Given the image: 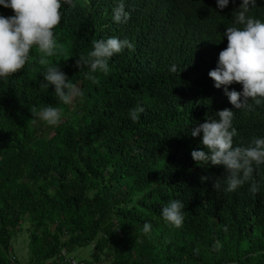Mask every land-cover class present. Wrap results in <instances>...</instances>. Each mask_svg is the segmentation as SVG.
I'll return each instance as SVG.
<instances>
[{
    "label": "trees",
    "instance_id": "1",
    "mask_svg": "<svg viewBox=\"0 0 264 264\" xmlns=\"http://www.w3.org/2000/svg\"><path fill=\"white\" fill-rule=\"evenodd\" d=\"M118 2L63 7L57 54L43 57L33 48L25 67L0 81V264H19L11 241L24 222L25 264H66L55 262L61 251L89 245L99 264H264V164L254 166L255 194L251 181L225 192L212 188L223 169L190 157L202 149L200 136L189 135L194 123L232 109L207 73L226 47L223 31L233 26L239 0L223 10L215 0H123L129 19L114 23ZM257 6L252 14L264 20V0ZM12 14L0 8V15ZM110 36L134 50L111 57L107 74L76 67L77 57ZM53 63L82 92L70 104L59 102L51 85L41 87ZM44 106L60 110L58 125L32 116ZM137 106L144 111L132 122ZM232 126L233 146L264 137V103L233 109ZM173 199L184 202L179 228L160 216Z\"/></svg>",
    "mask_w": 264,
    "mask_h": 264
},
{
    "label": "clouds",
    "instance_id": "2",
    "mask_svg": "<svg viewBox=\"0 0 264 264\" xmlns=\"http://www.w3.org/2000/svg\"><path fill=\"white\" fill-rule=\"evenodd\" d=\"M230 0H215L216 9L223 10ZM236 0H232L235 3ZM75 0H0V8L11 9L12 15H0V81L22 70L29 60L31 49L35 48L43 57L55 56L59 43L55 39L54 29L61 22L62 8L74 7ZM257 0H239L238 7L232 12L233 26L226 27L223 36L226 47L217 56L216 66L207 75L213 81V87L221 89L232 109H222L216 118L209 117L202 123H194L189 135L200 136L202 149L190 152L193 162L200 167L219 166L223 169V181L214 179L212 188L232 192L249 184V191L255 194L259 182L253 180L254 166L264 164V137L254 138L248 146H233L232 138L236 135L233 128V109H240L251 100L256 105L264 103V20L252 14ZM111 19L114 23H124L129 19L123 0H119L112 9ZM134 50V45L127 39L110 36L97 39L86 56L75 60L78 69L87 66L91 73L109 72V60L122 50ZM41 64L47 61L41 59ZM175 72V65L169 69ZM93 84L97 83L95 75L85 74ZM41 87H53L55 97L67 105L82 92L70 84L63 71L54 63L42 73ZM238 83L241 90H229V85ZM143 106L130 110L129 117L136 122ZM34 118L48 126H56L62 116L58 108L44 106L33 108ZM201 181L208 177L201 176ZM223 184V187H222ZM184 202L180 199L170 200L162 207L160 216L164 222L174 228L182 226ZM151 225L145 222L142 232L147 235ZM226 226H225V229ZM218 247V245H217Z\"/></svg>",
    "mask_w": 264,
    "mask_h": 264
},
{
    "label": "rangeland",
    "instance_id": "3",
    "mask_svg": "<svg viewBox=\"0 0 264 264\" xmlns=\"http://www.w3.org/2000/svg\"><path fill=\"white\" fill-rule=\"evenodd\" d=\"M28 236L26 235V223L21 226L20 232L12 239V249L20 260H24L26 252L24 247L27 244ZM98 256L96 250L91 246L75 249L71 253H67V257L73 258L76 262L91 263L95 262V258ZM102 256L100 257V259ZM100 262V261H99ZM101 264H107L106 260L100 262Z\"/></svg>",
    "mask_w": 264,
    "mask_h": 264
},
{
    "label": "built area",
    "instance_id": "4",
    "mask_svg": "<svg viewBox=\"0 0 264 264\" xmlns=\"http://www.w3.org/2000/svg\"><path fill=\"white\" fill-rule=\"evenodd\" d=\"M55 262L56 263H66V264H87V263H83V262H76L73 258L67 257V253L64 251H61L60 253V258H55ZM91 264H99L97 262H92Z\"/></svg>",
    "mask_w": 264,
    "mask_h": 264
},
{
    "label": "crops",
    "instance_id": "5",
    "mask_svg": "<svg viewBox=\"0 0 264 264\" xmlns=\"http://www.w3.org/2000/svg\"><path fill=\"white\" fill-rule=\"evenodd\" d=\"M26 235H27V233H26ZM27 245H28V240H27V244H26V246L24 247V250H25V252H26V256H25V259L23 260H20L18 257H17V255L13 252V249H12V241H11V252H12V255L16 258V260L19 262V264H25L26 262H27V260H28V250H27ZM48 264H52V263H48Z\"/></svg>",
    "mask_w": 264,
    "mask_h": 264
}]
</instances>
